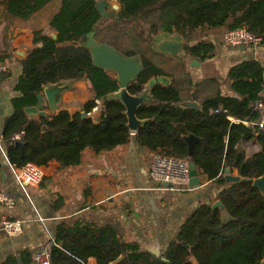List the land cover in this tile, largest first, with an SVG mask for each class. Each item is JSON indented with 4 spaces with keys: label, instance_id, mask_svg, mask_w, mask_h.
<instances>
[{
    "label": "trees",
    "instance_id": "1",
    "mask_svg": "<svg viewBox=\"0 0 264 264\" xmlns=\"http://www.w3.org/2000/svg\"><path fill=\"white\" fill-rule=\"evenodd\" d=\"M52 0H6L7 13L13 17L29 18L44 9ZM118 18L101 24L102 14L96 0H61L49 19L57 32L53 38L42 30L34 33L32 51L23 59V71L13 97V113L2 129V144L8 161L15 167L27 163L46 166L56 160L62 168L78 165L87 148L95 152L114 148L128 141L130 130L125 106L115 99L104 103L102 116L95 121L88 113L97 99L119 89L114 72L93 63L91 51L83 37L96 30L98 41L106 42L126 55H140L145 65L130 91H141L147 82L167 76L169 83H157L151 90L153 100L142 105L137 114L147 122L136 132L138 142L150 150L193 160L210 180L223 184L226 165L236 168L242 178L223 189L219 198L233 220L223 222L221 210L210 205L199 207L181 226L176 238L158 256L141 249L134 241H126L113 225H93L80 217L62 221L51 245V264H261L264 260V192L253 185V179L264 174V132L257 136L260 150L248 153L245 143L255 137L253 128L244 121L257 120L261 109L255 103L264 101V63L255 58L242 61L229 70L224 81L207 77L203 83L214 86V93L203 98L202 108L183 107L185 98L179 87V74H187L183 61L162 66L146 54L143 41L149 42L161 33L181 34L186 54L198 61L214 58L218 44L200 39L207 29L226 27L234 30L246 26L262 36L264 45V0H119ZM147 26V29H141ZM125 34L136 39L126 47L116 38ZM140 39L142 41H140ZM152 55L156 54L152 47ZM162 58H168L158 55ZM171 58V57H169ZM5 62L6 57L1 56ZM168 62V61H166ZM4 72L1 80L8 78ZM88 78L94 97L83 110L75 114L61 110L50 116L30 118L24 107L38 102L37 95L47 83ZM227 83L232 95L222 93ZM195 98V96H194ZM221 109L219 112L215 110ZM236 120H239L236 121ZM44 126L46 129L44 130ZM23 132V144L15 135ZM201 138L190 156L185 135ZM1 168V161H0ZM189 246H187V245ZM123 258L118 260V257ZM165 257L166 259H164ZM32 254L26 250L10 255L0 264H31Z\"/></svg>",
    "mask_w": 264,
    "mask_h": 264
},
{
    "label": "crops",
    "instance_id": "2",
    "mask_svg": "<svg viewBox=\"0 0 264 264\" xmlns=\"http://www.w3.org/2000/svg\"><path fill=\"white\" fill-rule=\"evenodd\" d=\"M96 1L98 3L102 0ZM107 1L110 5L106 6L108 12L114 11L111 5H121L119 0ZM60 2L61 0H52L44 9L24 19L9 15L6 0H0V57H6L4 63L9 75L7 79L0 80V133L6 119L14 111L13 97L20 95L16 86L22 75L23 59L29 56L35 46V31L42 30L53 38L55 34L58 37V32L49 25V19ZM114 17V14L102 17L101 22ZM226 31V27L207 29L201 33L206 36L200 35L192 40L191 44L200 39H209L218 44L216 56L200 61L199 65L193 64L196 59L188 54L173 57L153 50L158 55L172 59L179 57L183 61L192 80V85H188L187 74H179V87L185 98L190 94V99L200 103L216 90L214 86L210 87L203 81L209 76L224 81L231 67L242 61L255 58L264 63V45L227 47L223 42ZM19 49L25 50L28 56L18 54ZM158 55L149 56L165 66L166 58ZM221 90L223 94H233L227 83L221 84ZM94 94L87 80H76L74 88L63 93L59 108L55 112L51 111L47 102L46 109L49 116L61 110H68L72 114L82 112L83 105ZM103 108L102 103L98 110L92 112L91 116L95 121L101 119ZM38 117L40 116L30 118ZM16 141L18 145L24 143L22 139ZM244 145L251 154L260 150L255 137ZM153 152L142 146L136 133L130 131L128 141L114 148L101 152L87 148L81 162L76 166L62 168L58 161H51L43 166L45 176L41 183L21 187L6 159V148L1 144L0 186L12 194L17 203L12 209L0 204V262L10 255L21 258V253L26 250L33 254L55 238L56 229L62 221L77 217L93 225H113L126 241L137 242L144 250L160 249L164 253L186 219L202 205L211 206L220 199V192L231 183L226 180L221 184L200 172L201 184L198 187L179 190L150 176ZM232 173L238 174L237 169L232 168ZM5 216L24 220L21 235L9 237L2 230L1 221ZM88 264H97L96 258L90 257Z\"/></svg>",
    "mask_w": 264,
    "mask_h": 264
},
{
    "label": "water",
    "instance_id": "3",
    "mask_svg": "<svg viewBox=\"0 0 264 264\" xmlns=\"http://www.w3.org/2000/svg\"><path fill=\"white\" fill-rule=\"evenodd\" d=\"M107 5L110 6L107 0H102L101 2H98L96 4V7L99 9L102 17L114 14V16L118 18V13L121 9V5H111L113 6L112 8L114 11H111L113 13L106 10ZM54 38H57V34L54 35ZM83 44L90 49L93 63L99 68L114 72V75L117 78L119 89L106 94L102 99L103 102L107 103L113 99L120 101L125 106V114L128 118V128L130 131L136 133L140 129V127H142L147 122V119H143L138 116V110L142 105H146L152 102V88L157 83H169L170 78L167 76L153 77L147 82V84L141 91L133 93L130 91V86L138 79L145 68L140 55L136 54L128 56L120 49L106 42L98 41V39L96 38V30L90 31L83 37ZM185 44L186 40L181 34H170L165 32L158 34L152 38V49L155 52L173 57H183L187 55L183 50ZM17 53L24 57L28 56L25 50L19 49ZM200 63L201 62L198 60L193 61V64L196 65H199ZM85 80L88 81V78L86 77ZM74 82V80H62L57 83H47L44 86L43 91L37 95L38 102L34 105L25 107L26 113L30 117L49 116V111L46 109V102L51 111L55 112L59 108L63 93L66 90L73 89ZM180 105L183 107H192L198 109L202 108V104L195 99L181 101ZM81 113L84 117L87 115V112L85 110H83ZM43 129L45 130L46 126H44ZM185 139L190 145L189 154L190 156H192L194 152V146L198 141H201V138L193 133H189L185 135ZM6 159L8 161L7 156ZM190 169V185L193 187H198L201 184L199 175L200 171L191 159ZM224 177L227 182L230 183L239 181L240 179H246L242 178L239 174H233L232 167L230 165L225 166ZM253 185L264 192V174L258 178L253 179ZM208 203H210V201ZM211 206L213 209L217 207L220 208L221 218L223 222L231 221L234 219L222 200L218 199L214 201ZM149 251L158 256L162 255V251L160 249H150ZM122 258L123 255L119 256L118 260ZM163 258L166 259L165 257ZM19 259L21 260L20 257ZM193 262L194 264H199V262L195 258H193ZM261 264H264V260L261 262Z\"/></svg>",
    "mask_w": 264,
    "mask_h": 264
},
{
    "label": "built area",
    "instance_id": "4",
    "mask_svg": "<svg viewBox=\"0 0 264 264\" xmlns=\"http://www.w3.org/2000/svg\"><path fill=\"white\" fill-rule=\"evenodd\" d=\"M223 42L227 47L254 46L260 47L263 43L261 35L249 30L246 26H241L234 30H227ZM7 71V65L0 61V80L4 72ZM103 103L102 99H97V105L88 114L99 109ZM256 108L261 109V116L257 120L244 121L245 124L253 128L255 138L264 132V101L259 100L255 103ZM221 109L215 110L219 112ZM92 117V116H91ZM239 122V120H236ZM23 132L15 135V139H22ZM2 144V135L0 133V145ZM10 163V162H9ZM13 175L21 187L28 184H39L43 181L45 173L42 166L35 163H27L22 167H15L10 163ZM201 172V170H199ZM150 176L168 183L169 186L179 190L191 189V169L190 159L169 156L156 150L153 152L152 163L149 169ZM16 198L0 186V204L6 208L12 209L16 206ZM2 230L9 237H16L22 234L24 230V220L5 216L1 221ZM55 243V238L46 242L32 254L31 264H51L50 253L51 245Z\"/></svg>",
    "mask_w": 264,
    "mask_h": 264
},
{
    "label": "rangeland",
    "instance_id": "5",
    "mask_svg": "<svg viewBox=\"0 0 264 264\" xmlns=\"http://www.w3.org/2000/svg\"><path fill=\"white\" fill-rule=\"evenodd\" d=\"M113 22V20L111 19V20H107V21H105L104 23H102L101 22V24H105V25H107L108 23H112ZM147 29V26H145V27H143V28H141L142 30L143 29ZM113 34H115V31H113ZM116 35V34H115ZM201 36H206L205 34H201ZM116 38L119 40V41H121V45H123V46H126V47H130L131 45H135L137 42H136V39L135 38H133V37H131L130 35H128V34H125V35H123V36H120V37H118L117 35H116ZM140 41H142L141 39H140ZM141 44L144 46V48H145V51H146V54H149V55H152V52H150L149 51V48L150 47H152V42H151V46H150V44H149V42H148V40L147 41H143V42H141ZM178 59V60H177ZM165 61H168V62H166V64L167 65H170V63H173L172 61H175V63L177 62V61H179V57L177 58H175V59H172V58H167ZM250 154H251V152H249Z\"/></svg>",
    "mask_w": 264,
    "mask_h": 264
}]
</instances>
